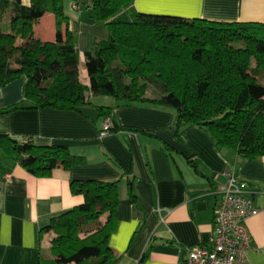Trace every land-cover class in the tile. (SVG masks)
<instances>
[{"label":"trees","instance_id":"trees-1","mask_svg":"<svg viewBox=\"0 0 264 264\" xmlns=\"http://www.w3.org/2000/svg\"><path fill=\"white\" fill-rule=\"evenodd\" d=\"M64 1L0 0V88L27 77L24 100L0 114L93 106L101 113L99 119L111 117L109 133L146 132L119 125L116 107L91 101L92 96L107 95L118 106L150 102L175 109L180 139L185 130L198 126L220 150L247 161L264 156V24L130 11L135 0H92L91 18L106 26L108 39L95 40L85 52L87 86L80 82L78 50ZM123 9L132 12L131 19L118 15ZM46 13L55 16L54 41L34 36V24ZM6 14L9 23L4 28ZM149 84L159 91L158 98L145 97ZM81 163L83 158L66 146L18 142L0 134V169L19 164L34 175L49 176L57 166L70 169ZM119 183L71 181L72 192L83 195L84 202L42 229L53 234V264L116 263L109 237L118 225ZM128 192L135 199L131 181Z\"/></svg>","mask_w":264,"mask_h":264},{"label":"crops","instance_id":"crops-1","mask_svg":"<svg viewBox=\"0 0 264 264\" xmlns=\"http://www.w3.org/2000/svg\"><path fill=\"white\" fill-rule=\"evenodd\" d=\"M64 9L81 75L89 81L85 52L95 40L108 39V30L91 18L92 0H65ZM130 11L264 24V0H135ZM34 28L36 37L55 40L52 13ZM26 82L21 76L0 88V110L24 100ZM109 106L116 107L119 125L136 126L151 135L119 130L101 137L104 119L93 121L77 111L42 108L0 114V134L18 142L63 145L83 158L70 169L55 167L49 176L34 175L19 164L0 169V264H53V234L42 229L84 202L83 195L71 190L73 179L120 181L118 225L109 237L115 264H184L190 248L209 246L220 199L215 189L226 182L225 172L254 191L255 206L264 205V156L247 161L231 150H220L198 126L185 130L180 139L174 127L176 112L166 106ZM129 181L135 199L130 198ZM246 226L252 238L249 262L264 264V211L247 218Z\"/></svg>","mask_w":264,"mask_h":264},{"label":"built area","instance_id":"built-area-1","mask_svg":"<svg viewBox=\"0 0 264 264\" xmlns=\"http://www.w3.org/2000/svg\"><path fill=\"white\" fill-rule=\"evenodd\" d=\"M111 126L109 116L104 120L100 136L107 135ZM224 174L226 182L219 183L215 189L220 199L214 209L211 244L190 248L184 264H250L248 251L252 247V238L246 220L264 211V205L255 206L254 191L234 174Z\"/></svg>","mask_w":264,"mask_h":264},{"label":"rangeland","instance_id":"rangeland-1","mask_svg":"<svg viewBox=\"0 0 264 264\" xmlns=\"http://www.w3.org/2000/svg\"><path fill=\"white\" fill-rule=\"evenodd\" d=\"M121 14L124 17L128 18V19H131V17H132V12H128V11H126V9L121 10V12L118 15H121ZM9 16H10V14H6L5 15V18H4V21H3V26L4 25L8 26ZM37 22L33 26L34 36H35V33H36L34 27L37 24ZM5 26H4V28H6ZM21 41H22V39L20 37H18L17 44H20ZM252 66H255V61L254 60L252 61ZM86 80H87V78L83 77V75H81V72H80V82L88 86L89 81L87 80V82H86ZM127 81H128V79H127ZM260 82L262 84H264V78L262 80H260ZM159 96H160L159 91L153 85L149 84L147 86V89H146L145 97L146 98H150V99H154V98H158ZM91 101L93 103H95V104L96 103H100L101 105H109L110 102H116V100L113 97L107 96V95H95V96H92L91 97ZM173 110H175V109H173ZM50 256L51 255L49 254V250H46L45 251V257L49 258Z\"/></svg>","mask_w":264,"mask_h":264},{"label":"water","instance_id":"water-1","mask_svg":"<svg viewBox=\"0 0 264 264\" xmlns=\"http://www.w3.org/2000/svg\"><path fill=\"white\" fill-rule=\"evenodd\" d=\"M77 111L93 121L97 120L101 115L100 111L93 106H81L77 108Z\"/></svg>","mask_w":264,"mask_h":264}]
</instances>
